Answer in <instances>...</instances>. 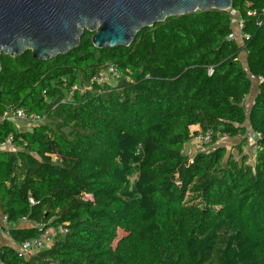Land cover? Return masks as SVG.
I'll use <instances>...</instances> for the list:
<instances>
[{
  "label": "trees",
  "instance_id": "obj_1",
  "mask_svg": "<svg viewBox=\"0 0 264 264\" xmlns=\"http://www.w3.org/2000/svg\"><path fill=\"white\" fill-rule=\"evenodd\" d=\"M250 9L264 0L169 17L128 47L99 49L85 30L50 60L1 55L0 143L12 135L21 149L0 150V211L18 243L66 231L31 258L0 245V262L264 264V80L245 103L264 79V26ZM236 15L250 35L242 45L229 39ZM108 64L120 79L92 85ZM75 87L85 91L68 100ZM11 105L45 120L20 130L1 121ZM193 126L238 138V149L250 126L260 149L249 161L215 139L191 157Z\"/></svg>",
  "mask_w": 264,
  "mask_h": 264
},
{
  "label": "water",
  "instance_id": "obj_2",
  "mask_svg": "<svg viewBox=\"0 0 264 264\" xmlns=\"http://www.w3.org/2000/svg\"><path fill=\"white\" fill-rule=\"evenodd\" d=\"M233 0H0V57L27 51L50 60L75 49L85 30L99 49L128 47L173 16L231 9ZM1 69V64H0ZM2 88L0 86V96Z\"/></svg>",
  "mask_w": 264,
  "mask_h": 264
},
{
  "label": "built area",
  "instance_id": "obj_3",
  "mask_svg": "<svg viewBox=\"0 0 264 264\" xmlns=\"http://www.w3.org/2000/svg\"><path fill=\"white\" fill-rule=\"evenodd\" d=\"M248 16L256 18V25L259 27L264 26V9L261 13H259L257 10L250 9L248 11ZM245 27V21L241 18H238L236 29H234V32L229 36V39L231 40H244L250 38V35L244 31ZM214 73V70L212 68L209 69V74L212 75ZM121 77V73L117 66L114 64H108L103 69L98 71L94 74V76L91 79L92 85H98V86H104V85H110L113 83H116ZM264 79L262 76H259L258 78V84L259 82H262ZM81 90L82 92L85 91V88H78L75 87L71 92L67 94V99L71 100L74 97V93L76 90ZM45 120L44 117H41L34 113H29L25 111L24 109L15 108L13 105L9 106L4 113L1 116V121H10L16 123L17 121H22L27 124H29L30 128L39 125L43 123ZM245 138L249 143L252 144L251 151L253 154L255 151L260 149V146L258 144L259 135L255 133L250 126L247 127L245 134L242 136ZM196 141L202 145H211L213 141L216 139V144L218 145H224L226 141H230L231 138L229 135L221 130H208L205 133L199 132L195 137ZM20 147L14 142V138L12 135H9L7 138H5L0 143V150H7L10 152H18L20 151ZM30 202L32 204L35 203V201L31 198ZM21 226H30L36 229H40L41 231L44 229V224L39 221L35 220H28L26 218H23L19 222ZM13 228V225L9 222V218L7 215L2 214L0 211V244L3 240L7 239L11 241V244H2V245H10L13 246L16 251L18 252L20 257L25 258H31L35 255H37L39 252H41L44 249L50 248L53 243L54 239L57 233H53L51 229L44 230L42 232V235L40 237L35 238L33 240L24 241L21 243H18L13 240L11 236V229ZM66 230L59 228V232H65ZM0 264H3L0 262ZM52 264H59L57 261H54Z\"/></svg>",
  "mask_w": 264,
  "mask_h": 264
},
{
  "label": "crops",
  "instance_id": "obj_4",
  "mask_svg": "<svg viewBox=\"0 0 264 264\" xmlns=\"http://www.w3.org/2000/svg\"><path fill=\"white\" fill-rule=\"evenodd\" d=\"M237 20H238V17H237V15L235 16V18H234V29H236V24H237ZM237 42L240 44V45H242V40L241 39H238L237 40ZM246 57H247V53L245 52V51H243L242 53H241V61L242 62H244V63H246ZM257 82L255 83V85L253 86V89L251 90V92H250V94L247 96V98H246V101H245V103H246V106H247V108L253 103V101H254V98H255V95L257 94V92H258V90H257ZM191 130L193 131V132H195V133H199L200 132V127L199 126H193V127H191ZM238 143H240V141H239V139L238 138H233L232 140H230V145H231V147H232V151H241V149H238L237 147H235V145L236 144H238ZM246 144H244V145H242V149H244L245 147L247 148V149H249V148H252L253 146H252V144L251 143H249L248 141L247 142H245ZM241 144H242V142H241ZM205 148H204V146H202L201 144H198L197 142H196V139L194 138V139H192L190 142H188L186 145H185V152H186V154H188L189 156H194L197 152H199V151H203ZM251 150V149H250ZM248 152V151H247ZM19 226V225H18ZM24 227V226H23ZM2 244H11V241L10 240H8V238L7 239H5V240H3L2 241V243L0 244V245H2Z\"/></svg>",
  "mask_w": 264,
  "mask_h": 264
},
{
  "label": "rangeland",
  "instance_id": "obj_5",
  "mask_svg": "<svg viewBox=\"0 0 264 264\" xmlns=\"http://www.w3.org/2000/svg\"><path fill=\"white\" fill-rule=\"evenodd\" d=\"M16 125H17V127L20 129V130H26V129H29L30 127V125L29 124H27V123H25V122H22V121H17L16 122ZM197 142V141H196ZM198 143V142H197ZM198 144H200V143H198ZM224 144V146H227L228 148H231L232 149V147H231V145H230V141H226L225 143H223ZM202 145V144H201ZM202 146H204V145H202ZM231 149H229V150H231ZM248 151V152H247ZM241 152L243 153V154H246L248 157H249V161H252V159H253V152L250 150V148L249 149H247L246 147L244 148V149H241ZM241 152L239 153V151H233V153L236 155V156H239V154H241ZM53 233H58L59 232V229H57V230H53L52 231Z\"/></svg>",
  "mask_w": 264,
  "mask_h": 264
}]
</instances>
